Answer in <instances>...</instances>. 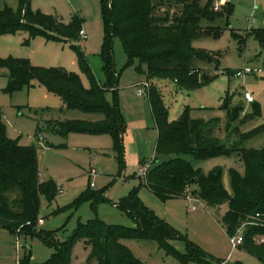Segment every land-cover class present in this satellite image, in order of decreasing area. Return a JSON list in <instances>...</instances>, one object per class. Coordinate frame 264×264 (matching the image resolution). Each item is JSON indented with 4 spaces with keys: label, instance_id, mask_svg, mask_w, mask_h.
I'll use <instances>...</instances> for the list:
<instances>
[{
    "label": "rangeland",
    "instance_id": "374dc122",
    "mask_svg": "<svg viewBox=\"0 0 264 264\" xmlns=\"http://www.w3.org/2000/svg\"><path fill=\"white\" fill-rule=\"evenodd\" d=\"M197 2L200 8H204L214 0ZM227 3L232 7L231 15L227 16L224 8H220L222 17L212 22L205 19L199 22L201 28L220 27L222 36L218 39L199 38L192 43L196 50L212 54V61L194 63L195 70H201L199 75L208 76L209 82L191 90H182L173 81L163 79L154 80L151 86L158 91L167 109L169 123L177 121L185 106L205 108L193 111L192 118L204 120L219 142L232 147L240 141L239 132L246 133L264 126V37L261 41L254 35L249 37L251 31L257 30H262L264 36V0H226L223 7ZM17 7L18 0H0V10H15ZM30 7L33 11L57 18L63 25H68L72 17L78 16L87 40L82 43L79 37L61 40V36L53 31L47 34L57 40L45 36L30 38L23 32L4 35L0 36V59L26 60L34 67L62 69L68 75L76 76L83 88L88 89L89 79L82 71L75 51L79 48L96 81L103 84L105 76L99 57L103 44L100 0H30ZM174 11L175 8L171 16ZM243 41V44L239 43ZM112 46L119 79L116 96L112 91H107L105 96L109 104L117 102L122 116V159L114 149L110 135H61L48 127L52 122L68 120L97 121L101 115L68 110L57 96L37 82L8 92L9 73L5 68L0 69V128L7 138L36 149L39 180L51 182L57 192L50 200L45 196L39 197L38 220L41 223L30 229L33 233L49 234L50 242L39 236L0 228V264H20L27 256L32 264H43L56 253L57 245L72 240L79 226L93 221L107 226L134 227L133 219L122 208L123 201L134 192L145 208L179 233L181 238L168 240L175 253L186 255L191 252L197 256L195 248L209 264H262L241 247L231 248L230 236L221 223L226 205L207 206L201 201H189L187 194L196 191V185H191L182 198L166 201L145 187L139 169L155 166L153 158L157 141L149 93L144 97L137 95V90L142 87H136V84L147 80L146 68L138 61L124 68L126 57L121 42L115 39ZM139 65L141 72L136 70ZM247 70L250 73H246ZM245 93L251 94L252 104L245 102ZM227 98L231 102L230 108L241 106L246 116L252 115L257 108L258 116L243 125L239 119L227 129L226 113L219 110L223 99ZM39 134L46 143L42 148ZM242 146L252 150L264 148V130L243 141ZM184 159L204 176L220 171L222 187L229 195L232 194L230 171L244 174L243 163L235 155L200 161L190 156H184ZM92 172L95 176H90ZM58 191L62 194L59 195ZM193 206L195 210L191 209ZM252 220L262 226L256 216ZM234 235L235 232L231 236ZM188 242L193 249L187 245ZM122 244L143 264H200L181 262L160 249L155 240H124ZM89 252L86 241L75 238L71 241L70 264H97L88 262Z\"/></svg>",
    "mask_w": 264,
    "mask_h": 264
},
{
    "label": "trees",
    "instance_id": "16d2710c",
    "mask_svg": "<svg viewBox=\"0 0 264 264\" xmlns=\"http://www.w3.org/2000/svg\"><path fill=\"white\" fill-rule=\"evenodd\" d=\"M100 7L103 44L99 57L105 76L103 84L96 81L79 48H75V51L78 63L89 79L88 89L83 88L76 76L68 75L62 69L34 67L26 60L0 59V69L5 68L9 73L8 92L37 82L47 92L57 96L68 110L86 115H101L102 118L97 121L68 120L50 124L52 130L61 135H110L114 141V149L122 159V116L117 102L111 105L105 96L107 91H112L116 96L119 79L114 63V40L118 39L122 44L126 57L124 68L138 61L146 68L148 82L171 80L178 88L191 90L207 84L210 80L205 74L199 75L201 70H195L194 63L212 61V54L193 48V41L199 38L218 39L223 34L220 27L201 28L199 22L201 19L212 22L222 17L223 13L214 12L212 3L200 8L197 0H100ZM221 8H224L227 16L231 15L230 4L227 3ZM80 30L81 19L78 16L72 17L68 25H63L53 16L38 10L33 11L30 0H18L15 10H0V36L23 32L30 38L45 36L57 40L47 34L53 31L64 40L77 38ZM252 35L259 41L264 37L262 30L251 31L249 37ZM234 39L237 40L238 37L234 36ZM140 65L136 68L138 72L142 71ZM148 93L158 136L154 154L155 166L149 168L145 174V187L162 201H166L182 198L191 185H196L197 190L191 192V195L197 200L207 206H227L221 223L230 237H233L231 235L242 224L251 222L258 215L262 226H248L239 247L264 264V242L257 244L254 241L259 237L264 239V148L252 150L242 146L243 141L262 133L264 126L246 133H240L236 128L240 141L235 146L228 147L212 135L204 120L192 118L193 109L188 106L183 109L176 122L169 123L167 109L158 91L150 85ZM230 104L228 98L223 99L219 107V110L226 113L227 129L239 119L243 125L258 116L257 108H254L252 115L246 116L241 106L230 108ZM201 109L206 110H198ZM221 155H235L243 163V175L230 171L231 195L222 187L220 171L204 176L184 159V156H190L200 161ZM56 193L51 182L43 183L39 180L36 149L22 146L17 140L7 138L3 128H0V228L17 234L39 236L50 242L49 234L33 233L30 229L39 221V197L45 196L50 200ZM122 208L133 219L134 227L107 226L99 221L78 227L71 241L75 238L86 241L90 247L88 262L143 264L122 241L155 240L160 249L168 255L176 256L181 262L209 264L205 256L195 248L197 256L191 252L186 255L175 253L168 240L181 236L145 208L135 192L123 201ZM71 241L57 245L56 253L43 264H70ZM187 245L193 249L190 242ZM20 264H32L30 257H25Z\"/></svg>",
    "mask_w": 264,
    "mask_h": 264
},
{
    "label": "built area",
    "instance_id": "2783aa9c",
    "mask_svg": "<svg viewBox=\"0 0 264 264\" xmlns=\"http://www.w3.org/2000/svg\"><path fill=\"white\" fill-rule=\"evenodd\" d=\"M225 3H226V0H214V3L212 4V10H213L214 12L219 11V9H220L221 7H223V5H224ZM78 37H79V40H80L81 43L87 40L86 34L84 33L83 30H80ZM246 73H250V71L247 70ZM140 86H141L142 88L137 90V95H138L139 97H144V96H145V93H148V91H149V89H150V84H149L148 82H144V83H142L141 85H139L138 87H140ZM244 99H245V102H246L247 104H251V103H253V98H252L251 94H249V93H245V94H244ZM38 140H39V141H42V137H41L40 135L38 136ZM148 169H149V168H148ZM148 169H146V170H144V169L140 170V172H139L140 175L143 176V177H145V174H146V172H147ZM90 176H95V173L92 172V173L90 174ZM58 194L61 195L62 192H61V191H58ZM188 199H189V201H192V202H198L197 199H196V200H192L190 197H188ZM191 209H192V210H195L196 207L193 206V207H191ZM256 218H259V216L257 215ZM252 221H253V220H252ZM252 221H251V222H246V223L242 224V225L240 226L239 230H237L236 235H234L233 237H230V238H229V243H230L232 249H237V248L242 244V242H243V235H242L241 233H242V232H243L248 226H258L255 222H252ZM40 223H41V221H38L37 226H39ZM257 239H258V238L254 239V241H255L257 244H259V243H263V241H264L263 239H259V241H258Z\"/></svg>",
    "mask_w": 264,
    "mask_h": 264
},
{
    "label": "crops",
    "instance_id": "0c3cea01",
    "mask_svg": "<svg viewBox=\"0 0 264 264\" xmlns=\"http://www.w3.org/2000/svg\"><path fill=\"white\" fill-rule=\"evenodd\" d=\"M36 11V10H35ZM8 78V77H7ZM144 82H148L146 79H145V81ZM143 82H139L138 84H136V87H138L139 85H141ZM150 85L153 83V81H150V82H148ZM186 107V106H185ZM184 107V108H185ZM189 107V106H188ZM151 108V107H150ZM191 108V107H190ZM193 109V111H196L197 109H199V108H192ZM193 111H192V113H193ZM194 114V113H193ZM153 116V115H152ZM154 119V118H153ZM194 119H199V118H194ZM85 120V119H84ZM155 122V121H154ZM52 123H56V122H52ZM48 127L50 128L51 127V129H52V126L50 125V124H48ZM155 127H156V124H155ZM157 130V129H156ZM41 137H42V141H39V144H40V147L42 148V147H44L45 145H46V143L44 142V138H43V136L41 135V134H39ZM157 136H158V133H157ZM156 146V145H155ZM154 154H155V152H154ZM155 156V155H154ZM153 162H154V158H153ZM140 170H142V168H140L139 169V172H140ZM187 196H189L192 200H196V198L194 197V196H192L191 195V193H189V194H187ZM198 201H200V200H198Z\"/></svg>",
    "mask_w": 264,
    "mask_h": 264
}]
</instances>
